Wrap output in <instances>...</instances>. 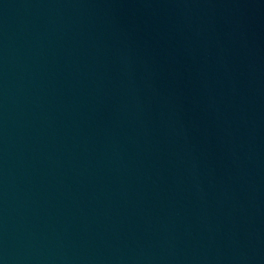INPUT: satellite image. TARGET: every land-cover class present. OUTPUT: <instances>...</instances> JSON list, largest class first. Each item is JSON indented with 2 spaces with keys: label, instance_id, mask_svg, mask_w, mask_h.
Returning <instances> with one entry per match:
<instances>
[{
  "label": "water",
  "instance_id": "water-1",
  "mask_svg": "<svg viewBox=\"0 0 264 264\" xmlns=\"http://www.w3.org/2000/svg\"><path fill=\"white\" fill-rule=\"evenodd\" d=\"M0 264H264V0H0Z\"/></svg>",
  "mask_w": 264,
  "mask_h": 264
}]
</instances>
